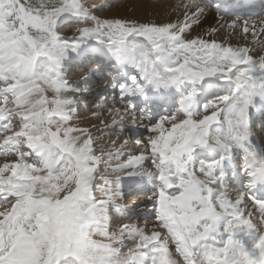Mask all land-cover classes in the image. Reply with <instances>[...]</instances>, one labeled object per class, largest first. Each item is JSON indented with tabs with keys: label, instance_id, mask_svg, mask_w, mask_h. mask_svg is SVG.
I'll use <instances>...</instances> for the list:
<instances>
[{
	"label": "snow or ice",
	"instance_id": "1",
	"mask_svg": "<svg viewBox=\"0 0 264 264\" xmlns=\"http://www.w3.org/2000/svg\"><path fill=\"white\" fill-rule=\"evenodd\" d=\"M178 7L183 20L157 22L101 18L86 0H0V264H264V143L251 123L264 55L212 38L218 29L188 35L204 9ZM242 32L255 41L254 23ZM92 56L117 73L113 125L144 105L139 153L126 140L105 153L76 123L83 90L65 71ZM146 184L153 230L113 228L125 189Z\"/></svg>",
	"mask_w": 264,
	"mask_h": 264
},
{
	"label": "rangeland",
	"instance_id": "2",
	"mask_svg": "<svg viewBox=\"0 0 264 264\" xmlns=\"http://www.w3.org/2000/svg\"><path fill=\"white\" fill-rule=\"evenodd\" d=\"M188 1L190 2V0H170V1H168V0H149V2L152 4V11L151 12H145L144 13V11H139V12L135 13V11H133V7H134V4L137 3V0H86L87 3L96 4L97 6H99L103 9L102 11L96 13V15L100 16L101 18L135 17V18L143 19V20L154 19L157 22H159V21H175L177 19H183L184 17H183L182 13L184 12V9L182 7H178V6L185 4V2L189 3ZM195 2L198 3L199 5L204 6V7L206 6L205 10L216 9V7L213 6L214 5L213 3H206L204 0H199V1L195 0ZM236 17L238 18V16L234 13L232 15H230V18H236ZM259 17H262V15H260ZM259 17H257V18H259ZM219 29H218V32L212 36L213 38H215L217 40H225V41L230 42L234 45L235 44H240V45L247 44L249 47L253 48L254 54L264 55V41H263V43H261V41H260V38H263V40H264V36L260 35V36L256 37V39L254 41V38L251 35H247L248 39L245 41L243 39V36H245V35L242 34V32H241L242 31L241 26L239 28L231 27L229 29L225 28V27H219ZM71 31H73V29L71 27L65 29L66 34H70ZM221 34H222V36H221ZM188 35H190L192 37L196 36V34H194L191 29H190V32L188 33ZM231 35H234V36L237 35V36H235L236 38L233 40ZM230 36H231V40H230ZM228 38L230 41L228 40ZM258 38H259V40H257ZM240 39H242L241 40L242 42L240 41ZM100 64H101V62L98 63L96 61V57L92 56V57H89L88 59L82 61V63H79L78 61L71 62L65 71V75H66L67 79L69 81H72V82L79 81L78 84L80 85L81 89L84 88L83 83H81L82 80H84V79H89L90 81L94 80L92 87H91V91H89V93L87 95L83 94V92L80 94V101H82L83 103L85 102L86 105H89L90 109L85 110V109H80L78 107V117H76V123H78L82 127H87V128L92 129L93 134L97 137V147L100 149H103V151L105 153H107L109 151H115V149L118 148L121 144H123L125 140L127 141V145L123 149V151L139 153L140 152L139 150L141 149V147L139 145H136L135 142L131 141V139H132L131 134L129 132L125 131L131 125L134 126L135 122H129V123L123 125V130H121L120 125H113L112 124V116L114 115V113H110L108 111V109H110V108H123L125 102H123L122 104L121 103L118 104V103L114 102L116 100V99H114L110 103L109 102L110 101L109 95H106V94L104 95L102 93H97V92L95 93V91L96 90L98 91L99 88H102L101 91H103V92H105L107 90L106 89L107 86H105V84H111V82L114 81L113 79H110V75H112V73H110V72L116 71L115 68L113 67V65L111 64L109 67V70H107L104 73H101L98 77L94 76V78L91 79V76L95 75V73H93L94 71H100L98 69ZM101 72H103V71H101ZM110 80H112V81H110ZM78 84H74L73 86L77 87ZM111 89H113V87ZM85 96H87L86 99L84 98ZM142 113L145 114L144 110L142 112V106L140 104H138V110H136V117L142 116ZM135 121H137V120H135ZM143 125H145V124H143ZM93 126H98L100 128V131H97L96 128H94ZM253 130H255V129H253ZM149 135H151V133L148 132L147 130H145V132H143V134L139 135L138 139L146 140ZM4 159H6V158L3 156H0V161H3ZM7 159H11V157H9ZM145 167L152 169V170H155L150 161L145 162ZM101 174L111 175L110 172H107L104 170L103 165L101 166ZM133 189H135V188H133ZM97 195H101L99 190H97ZM150 195H151V191H148L147 195L144 197L147 201L149 200L147 203H145V207L149 206L151 203V200L149 199ZM131 200H132L131 197L126 200L127 205H129ZM119 201H120V199H119ZM112 210H111V213H112ZM250 210H252V209H250ZM112 220H113V217H112ZM150 221H152V224L147 225V228L149 231L153 230L154 226L157 224L156 223L157 221L155 219L154 214H153V218ZM121 222H122V219H121ZM137 222L138 221H136V219H133L131 222H127V223H132V224H134V223L138 224L139 223L140 224V222H138V223ZM119 224H121V223H119ZM119 224L116 222H113V228H115V226L119 225ZM125 244H127L129 247H131L132 246L131 238L126 239Z\"/></svg>",
	"mask_w": 264,
	"mask_h": 264
},
{
	"label": "bare ground",
	"instance_id": "3",
	"mask_svg": "<svg viewBox=\"0 0 264 264\" xmlns=\"http://www.w3.org/2000/svg\"><path fill=\"white\" fill-rule=\"evenodd\" d=\"M170 1V0H168ZM133 2V1H132ZM189 2V1H188ZM167 3V2H166ZM165 3V4H166ZM186 3V2H185ZM206 4V3H205ZM255 4H259V5H264V2L262 0H255ZM135 5V4H134ZM154 7V6H153ZM201 8L204 9V13L200 16L199 22L198 23H193L191 26V30L194 34L197 35H203L205 32L211 30V29H219V27H225V28H231L233 27V24L235 23V27L234 28H239L240 26L242 27V21L247 20L249 22V24H255L257 27V36H260V26L261 23L264 22V16L257 18V16L260 15V11L261 10H255V12H248L247 10H244L245 14L244 16H240V17H236V18H230L231 15V11L229 10V7L226 8H219L218 9H212V10H205V7L200 5ZM183 10V9H182ZM181 10V11H182ZM264 10V9H263ZM136 13V12H135ZM141 13V12H140ZM145 13V12H144ZM183 14V13H182ZM134 15V14H133ZM132 15V16H133ZM145 16V15H144ZM147 16V15H146ZM216 17V18H215ZM220 17H222V19H219ZM216 20H215V19ZM184 19V18H183ZM180 19V20H183ZM221 29V28H220ZM219 29V30H220ZM222 31V30H221ZM225 31V30H224ZM241 31V30H240ZM218 31L213 32L212 36L214 34H216ZM242 32V31H241ZM220 33V32H219ZM222 33V32H221ZM226 33V32H225ZM231 33V32H230ZM232 34V33H231ZM243 34V32H242ZM222 36V34H221ZM232 39L234 40L237 35H231ZM231 36H230V40H231ZM243 36V35H242ZM218 37V36H217ZM241 37V36H240ZM207 38V37H206ZM213 38V37H212ZM243 39L246 41L248 39V36H243ZM229 40V38H228ZM229 40V41H230ZM242 39H240L241 41ZM243 40V41H244ZM259 40V38L257 39ZM261 43H263V38H260ZM236 42V41H235ZM242 42V41H241ZM259 44V43H258ZM260 45V44H259ZM263 46V45H262ZM256 47V46H255ZM113 98V97H110ZM110 100V99H109ZM110 103L112 102V100L109 101ZM114 102L119 104L118 100H115ZM113 104V103H112ZM111 105V104H110ZM253 128V127H252ZM131 129V128H128ZM254 131V134L257 138V142L258 143H264V136H262L259 132ZM141 150V149H140ZM136 153V152H135ZM147 162V161H146ZM254 211V209H252ZM147 213V212H146ZM148 219V217H140L139 220H142L143 222H141L140 225L141 227H144L145 225H150L152 224V221H146ZM146 221V222H145ZM156 224V223H155ZM158 230V229H157Z\"/></svg>",
	"mask_w": 264,
	"mask_h": 264
}]
</instances>
